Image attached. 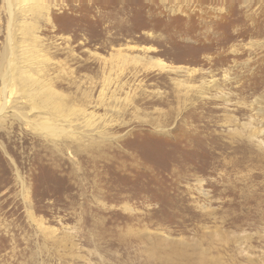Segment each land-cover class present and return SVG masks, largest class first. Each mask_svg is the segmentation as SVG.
<instances>
[{
	"label": "rangeland",
	"instance_id": "374dc122",
	"mask_svg": "<svg viewBox=\"0 0 264 264\" xmlns=\"http://www.w3.org/2000/svg\"><path fill=\"white\" fill-rule=\"evenodd\" d=\"M30 2L71 134L7 93L0 264H264V0Z\"/></svg>",
	"mask_w": 264,
	"mask_h": 264
},
{
	"label": "bare ground",
	"instance_id": "6f19581e",
	"mask_svg": "<svg viewBox=\"0 0 264 264\" xmlns=\"http://www.w3.org/2000/svg\"><path fill=\"white\" fill-rule=\"evenodd\" d=\"M1 2L5 5V10L7 12V57H9L10 60H6L7 70L5 72L0 73V78L3 83V105L0 109V126L4 124V120L6 119L5 112L8 111L7 107L9 106H6L9 103L7 93H9L10 95L15 96L16 101L25 99L26 103L28 105H31V110L37 113V119H31L27 114L20 113V115H22L21 117H23L22 120H24L22 121V123L30 125L32 130L37 132L39 136L52 138V142L58 145L59 141L64 137H68L71 132L67 131L63 125L59 124L56 120H53L52 118V120L46 118L42 119L41 113L42 111H45L46 115L48 114V116L49 113H51V116L52 114H54L57 115V117L66 119L68 115L65 113H70V109L68 110L66 102L63 99H61V101H59L58 103V96L56 94H48L51 92L48 86L45 85V80H43L44 72L42 67H38L36 69V74H33L32 70V67L36 66L35 62L42 59L43 56L41 54L38 56L36 55V51H39L37 50L38 37L35 35L38 20L36 22H33L30 21V19L31 16H35L37 19H40L43 8L38 3H31L30 0H1ZM29 2L31 4H29ZM12 29L14 31H12ZM14 32H18V34L21 36H19L21 38V41H18L17 39L15 40ZM31 40L33 41L32 46L30 45ZM14 41L15 44L13 43ZM18 44L22 45V47L20 46L21 48H24L22 54V56H24L23 61L25 62L24 68H22L23 63L21 66L19 65V57L15 55V50L19 46ZM10 56L14 58H11ZM261 135L264 137V130H257L253 128L251 135L250 137L248 136V138L250 140L252 138L256 139L259 138Z\"/></svg>",
	"mask_w": 264,
	"mask_h": 264
}]
</instances>
